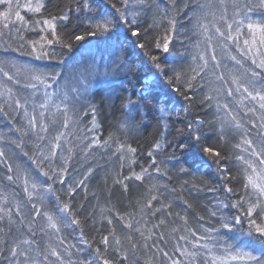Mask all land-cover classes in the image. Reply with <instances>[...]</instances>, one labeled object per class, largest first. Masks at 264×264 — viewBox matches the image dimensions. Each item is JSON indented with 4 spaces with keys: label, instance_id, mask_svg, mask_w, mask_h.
I'll list each match as a JSON object with an SVG mask.
<instances>
[{
    "label": "snow or ice",
    "instance_id": "1",
    "mask_svg": "<svg viewBox=\"0 0 264 264\" xmlns=\"http://www.w3.org/2000/svg\"><path fill=\"white\" fill-rule=\"evenodd\" d=\"M76 4L74 11L77 18H79L81 11L93 12L89 0H76ZM106 4L105 12H101L98 16L88 15L85 17L89 31L79 35L70 33L67 38L57 33V24L59 22L66 27L71 22L70 13L73 9L69 8L59 16L53 15L48 19L35 20L34 25H42L39 31L44 35H41L38 41H27L31 48L28 55H33L38 60L54 58L55 49L52 48L54 44L60 45L61 50L67 49L68 52H71L73 40L76 42L83 41L85 36H100L108 39L115 33L119 42L112 45L113 54L127 44L150 62V68L145 78L139 84H133V91L126 97H121L125 119L119 123L120 129L127 132L132 128L139 127L136 121L138 119L143 120L147 116L144 109L147 107L152 110L149 98L154 91L153 86L165 83L172 93L184 101H192L199 90L204 89L200 103L206 108H214L216 113L223 112L222 116L217 115V120L220 122L221 139H224L225 128L242 129L245 136H248L250 131L238 119V112H234L228 103L221 104L218 102V98L222 95L232 98L237 108L244 110L245 116L249 113L255 116L259 110V124L257 125L256 120H249L247 123L252 129L259 127L261 132L258 135H264V0H230V4L229 0H116V2L106 0ZM229 6L232 8L231 18L228 15ZM25 10L29 13L39 14L45 10V2L44 0H35V2L25 0L22 4L21 0H0V38L6 34L10 35L13 31L18 34L24 30L35 31V27L32 26L33 22L26 20L25 16L21 14ZM149 13H152L151 22H146L144 18L148 17ZM218 13L219 15H217ZM181 14L184 19L196 22L195 27L202 37V40H197L195 43L197 51L191 55V62L187 70L171 66L168 64L167 58L161 61L159 54H153V50L162 53L170 52V45L176 33L177 17ZM209 18L211 19L209 20ZM163 20L167 21L169 27L165 28L163 32H157ZM220 22H223V28H221ZM49 35L52 37L51 39L48 38ZM20 39L23 40L22 35ZM214 40L218 42L221 52L227 59L237 66L229 70L231 73L229 79H226L225 73L220 71L222 60L217 58ZM201 44L204 45V48H201ZM233 49L240 58L233 54ZM4 50H8L6 43ZM117 61L118 65L114 69L117 74L131 75L134 71L139 70V65L130 64L119 56H117ZM59 62L63 64L64 60L61 59ZM210 62L212 67H209ZM246 63L248 67H244ZM5 65L16 68L15 63L11 61H0V78H2L0 79V116L5 118L9 116V112L5 111L7 108L15 114L22 112L24 121L22 127L9 128L10 132L14 131L19 134L16 139H11L10 143L22 149L23 138L32 137L34 151L29 159L35 165L38 174L47 177L51 183L46 181L45 184L38 185L35 182H30L27 173H21L14 177L12 165H6L8 174L4 179L10 184H15L16 180L23 181V191L27 196L28 204L24 205L17 200L15 198L17 193L15 192L11 193L13 199L10 201L9 193L0 187V264H53L50 259L52 257L55 258V264H139L135 255L138 245L133 242L130 234L132 231L143 238V248L147 251L149 249L148 241L153 240L154 237L160 240L164 239V233L158 230L162 226H166L165 217L175 215L184 224H187V216H181L179 212L168 211L173 205L171 202L165 203L162 199L164 193L176 192L177 189L169 190L167 186H164L163 192H161L160 187L149 184L143 198L144 202L140 204V201H137L140 204L139 220L134 221L135 213L130 212L126 216L116 213L122 228L129 233L124 239L131 246V258L128 250L124 248L121 238L116 235L115 227L112 226V217L106 216L104 219L111 227L108 235H103L100 240L104 251L102 252L100 247H96L94 251H88L83 259L73 261L71 250L75 249L78 254H83L85 249L77 247L76 244H68L67 247L63 248L64 255L69 257L68 260H65L64 255L58 250V247L65 243V238L60 235L62 229L78 230L80 232L78 242L87 245L88 249L92 247L83 237V229L80 227L81 221L76 218L71 204L61 203L58 197L56 198L55 212L52 213L42 210L41 206L32 201L39 199L42 204L44 197L37 196L38 191L49 193L54 191L53 185L55 183L65 185V177L69 172L74 152L71 144L67 142L66 130L78 122L76 104L81 103V91L73 87L71 96L67 91H62L59 103H54L53 97L57 93L55 91L50 92L49 89L52 88L53 84L58 85L60 73L56 72L50 75L37 68H32L29 74L30 82L24 84L23 87L31 90L33 98L42 92V99L39 103H36L35 99L30 103L28 98H24L22 103L21 98L15 94L13 88L6 86L3 82L4 80L12 81L16 85H20V80L16 78V75L5 70ZM223 66L227 67V65ZM93 67H95L94 60ZM229 82L232 86H227ZM214 84L217 86L213 87ZM81 85L87 91V85L83 84L82 81ZM245 101L249 103L246 104ZM161 104H164L163 100L156 101L155 111L160 113L163 131L159 139L153 143L152 149L147 152V156L150 158V164L147 167L141 166L139 172L133 170L132 165L136 163L137 149L130 144L120 142L116 138L115 152L120 154L119 159L121 161L130 157V171L128 175H123L122 172L117 173L114 177V183L120 184L127 192L129 187L127 181L140 182L143 185L146 178L152 180L153 173L160 174L161 167L165 163L158 161L154 153H163L167 149H172V158H175L177 151L202 153L201 159L205 166L216 165L217 174L224 185L226 194H228L227 200L217 198L215 205L217 210L209 209V215L210 217H217L218 212H220L218 217L220 228L227 230V233H234L232 243L224 242L227 243V246L223 248L225 254L223 256L212 255L211 264H264V140L260 142L259 151L253 145L252 139L242 140V143L248 146L244 151L248 152L251 149L250 157L257 158L261 167L257 170L252 159H245L243 155L237 157L244 166V194L237 199H232L236 193L233 192V188L226 184V180L230 178V173L226 166H221V161L224 159L221 151L215 147L204 146L202 137L198 132V129L203 127L204 120L197 118L195 122L189 121L184 129L178 130L180 135L187 132L183 141L178 143L168 141L165 134L173 109L169 108L166 111L165 107H160ZM29 107H31V111H29ZM189 108L190 105L183 109L185 114L189 112ZM57 114L61 118L59 126L64 131H59L49 140L47 133L50 127L57 125ZM89 114H91L92 129H99L100 123L97 119L101 114L99 106L86 102V109L82 115ZM176 115L178 116L179 113ZM12 123H16L14 118ZM113 139V135L110 134L106 140L101 142L98 136H94L87 148L91 149L93 145L107 147ZM3 140L5 137L0 135V141ZM62 141H64L63 144ZM23 154L28 156L27 152ZM5 158V150L0 147V162H3ZM57 159L60 161L59 164H57ZM122 168L123 164H121ZM91 171V168L88 169L83 179L75 181V187L72 184L66 185L70 198L74 196L76 188L84 186L86 191L84 182ZM187 171L184 167L179 169L180 173H187ZM163 174L167 175L166 172ZM189 175L193 181L197 179L194 174L189 173ZM32 180L34 181L35 178L33 177ZM188 184L189 181L185 180L182 187ZM189 190L200 191L202 189L197 184L192 183ZM208 191H215V189L209 188ZM154 202L159 207H153ZM183 203L186 210L192 208L188 201L185 200ZM25 207L32 214L31 220H28L27 214L22 211ZM227 208L236 210L231 219L222 213V209ZM157 213H161L162 218L159 219L158 223H152L151 228H149L145 217H154ZM41 217L45 224L40 227V232L51 231L55 233L58 241L57 247H52L49 244L42 249L36 241V220ZM200 219L203 220L204 217H200ZM172 231L176 232L179 229L173 228ZM204 231L208 235L198 237L196 241L192 242L193 251H188L187 248L181 250L177 244L176 251L184 257V264H197L196 258L203 254L202 250L211 253L217 244L221 243L217 239L219 229L205 228ZM213 233L217 235H213ZM110 236L115 245L113 248L117 256L115 261L106 257L111 247ZM179 239L188 240L186 236H180ZM201 240L205 242L201 244ZM209 242H211V247ZM151 247L160 252L170 264H182L180 259H174L173 255L157 248L155 244H152ZM145 264H152V259L145 261Z\"/></svg>",
    "mask_w": 264,
    "mask_h": 264
},
{
    "label": "trees",
    "instance_id": "2",
    "mask_svg": "<svg viewBox=\"0 0 264 264\" xmlns=\"http://www.w3.org/2000/svg\"><path fill=\"white\" fill-rule=\"evenodd\" d=\"M45 10L39 14H25V19L33 22L35 31L24 30L21 33L13 31L10 35L6 34L3 38H0V61H9L4 58L1 54H10L12 62L15 63L16 68H12L11 71L9 66H5V70H9L10 73L16 75L20 81L24 84L29 83L30 69L37 68L46 74L60 73V78L55 86V92L57 95L53 97L54 103H59L62 92L60 86L71 96V89L73 87L80 89L81 103L76 104L78 111V122L75 125L69 127L66 130L67 142L71 144L74 149L69 172L65 177V185L55 183L53 185L54 191L44 193L38 191L37 196H43V202L39 199H34L32 202L37 203L38 206L42 207V210L50 213L55 212L57 205V197L61 203H70L72 210L74 211L76 218L81 221L80 227L83 229V237L91 244V249H88L87 245L79 243L80 232L73 231L71 228L62 229L61 236L65 238V243L58 247V250L64 255L63 248L67 247L68 244H76L77 247L85 249L83 254H78L75 249H72L71 259L78 261L83 259L87 255L88 251H94L96 247H100L101 251H104L103 245L100 244L101 237L108 235L110 227L107 224V220L104 219L106 216H111L113 219V225L115 227L116 235L121 238L124 248L128 250L129 257H132V251L130 244L124 239L127 233L123 228L121 222H119L116 213L120 215H127L128 213H135L134 221L140 219V204L144 202L143 198L146 193V188L149 184L160 187L163 192L164 186L170 189H177L176 192L164 193L162 199L165 203L171 202L173 207L168 209L173 213L179 212L181 216H187V224H184L178 217L173 215L172 217H165L166 226H162L158 231L164 233V239L160 240L156 237L153 240L148 241L149 249L147 251L143 248V238L132 231L130 234L138 247L135 250V255L138 258L139 264H145V261L152 259V264H170V262L163 257L160 252L152 248L151 245L155 244L157 248L163 249L173 255L174 259H180L184 264V257L180 256L179 252L176 251L177 244L181 250L187 248L188 251H193V243L198 237L208 235L205 233V228H216L219 229V235L217 239L221 241L220 244L214 248L217 251H221L222 244L232 243V237L234 233H227V230L221 229L219 224V215L217 217H210L209 209L216 211L215 205L217 204V198L220 200H227L228 194L224 190L218 174L216 165L207 167L203 164L200 152L182 153L177 151L175 158L173 157L172 149H167L163 153H154L158 161H164L165 163L161 167V173H153V179H145L143 185L140 182L127 181L129 187L127 192L124 191L120 184L114 183V177L117 173L123 175L129 174V163L130 157L121 161L119 159L120 154L115 152L116 149V138L120 142L130 144L133 148L137 149L135 154L136 163L132 165V169L139 172L141 166L147 167L150 164V158L147 156V152L152 149L153 143L159 139L161 132L163 131L162 123L160 120V113L155 111L156 101L163 100L164 104L160 107H165L167 111L169 108L173 109L172 115L168 120V130L166 139L168 141L181 142L186 136L187 132L180 135L178 130L184 129L186 123L189 121L195 122L197 118L204 120L203 127L198 129L199 134L202 137L204 146L215 147L221 151V155L224 159L221 161V166H226L230 173V178L226 180L228 187L233 188V192L236 193L232 199H237L240 195L244 194V173L242 162L237 159L238 156L243 155L245 159H252L255 163L257 170L260 169L259 160L257 158L250 157L251 149L245 152L244 149L248 146L242 143L243 139L250 138L253 141V145L256 146L259 151V145L261 140H264V135H258L261 130L259 127L252 129L247 123L249 120H256L257 125L259 124L258 116L260 115L257 110V114L253 116L249 113L247 116L244 115L243 109H238L232 98L222 95L218 98V102L228 103L229 107L238 112V119L245 127L249 128L248 136H245L242 129L225 128L223 133L224 139H221L219 132V121L217 115H223V112L216 113L214 108H206L200 103V98L204 93V89H200L199 93L193 97L192 101H184L177 97L169 89V86L165 83L154 85V91L152 96L149 98V104L152 105V110L145 108L144 111L147 116L143 120H137L136 123L139 127L132 128L127 132L119 128V123L125 119V112L122 109L123 100L121 97H126L130 92L133 91V84H139L144 78L150 68V62L146 57L140 55L136 50L132 49L130 45L125 44L122 49L118 50L113 54L112 45L118 43L117 34H112L110 38L105 39L104 37H91L85 36L83 41L76 42L73 40V49L68 52L67 49L61 50L60 45L54 44L52 46L55 49L54 58L50 59H36L33 55H28L31 52V48L27 41H38L40 36L44 35L39 31L42 25H34L35 20H43L51 18V16H59L62 12L67 11L69 8L73 9L70 13V23L65 27L62 23L57 24V33L67 38L70 33L76 35L84 34L90 29L87 26L85 17L88 15L98 16L101 12H105L107 8L106 0H89L91 7L93 8L92 13H85L81 11L79 18L74 11L77 6L76 0H44ZM116 2V0H113ZM230 4V1H229ZM119 7V4H117ZM25 12V11H24ZM23 12V13H24ZM232 14V8L229 6L228 15L229 18ZM152 13L148 14V17L144 18L146 22H151ZM219 15V13L217 14ZM211 18H209L210 20ZM208 22V21H203ZM195 21H188L183 18V15L177 17L176 33L173 38L172 44L170 45L169 53L156 52L153 50V54H159L161 61L167 58L169 65L174 66L178 69L187 70L190 62L191 55L197 51L195 43L197 40H202V37L198 34V29L195 27ZM222 23V22H220ZM211 26V25H210ZM168 23L163 20L160 24L157 32H163L165 28H168ZM23 36V40L20 36ZM49 39L52 37L49 35ZM5 43L7 44L8 50L5 51ZM23 45V47H21ZM201 48L204 45L201 44ZM206 50V49H205ZM217 54L220 53L219 58L222 60V67L220 71L225 73V78L229 79V70L234 69V62L227 59V57L221 52L220 48L216 47ZM238 57V53H235ZM51 55V53H50ZM117 56L130 64L139 65V70L134 71L131 75L125 73L117 74L114 69L118 65ZM15 57V58H13ZM13 59H15L13 61ZM63 59L64 63L61 64L59 61ZM93 60L95 61V67H93ZM18 63V64H16ZM223 65H227L225 68ZM209 67H212L211 62ZM244 67H248L246 64ZM228 71V72H227ZM96 76L90 79L91 82L86 81L87 75L92 76L93 73ZM2 79V78H1ZM86 81L88 83L87 91L83 90L81 83ZM92 81H94L92 83ZM69 82V83H68ZM66 83V84H65ZM93 85H92V84ZM91 85V86H90ZM217 85H213L215 87ZM232 86L229 82V85ZM127 90V91H126ZM24 93H16L21 98L23 103L24 98H28L29 101L32 97L31 90L25 89ZM235 95V93H234ZM238 98V97H237ZM86 102H91L94 105L99 106L100 115L98 121L100 123L99 129H92L91 125V114L82 115L86 109ZM31 103V101H30ZM248 104V101H245ZM189 112L185 114L183 109L189 107ZM30 110L31 107H29ZM9 112L7 118L0 116V135L5 137V140L0 141V147L5 150V159L0 162V187L7 193H9V200L13 199L11 193H17L16 199L22 204L27 205V196L23 191V181L16 180L15 184H10L4 179L8 174L7 164H11L13 168L14 177L21 174L27 173L30 178V182H35L38 185L45 184L47 177L42 174H38V170L35 169V165L29 159L33 155V138H23V148H17L15 145L10 143L11 139H16L19 134L14 131L10 132L9 128H15L17 126L22 127L24 124L23 117L21 114H15L9 109H5ZM176 113H179L177 116ZM13 118L15 124L12 123ZM57 125L49 128L47 133L48 139L51 140L59 131H64L59 126V114H57ZM39 119V117H38ZM112 134L114 139L110 142L107 147H99L93 145L91 149L87 148L90 140L94 136H98L103 142ZM64 141H62V144ZM239 145V147H237ZM27 152L28 156L23 153ZM115 153V154H114ZM60 161L57 159V164ZM121 164L123 168L121 169ZM181 167L186 168L187 173H180ZM92 169L91 174L88 175L84 186L76 188V192L73 197L68 196V184H72L75 187V181L83 179L87 174L88 169ZM152 171L151 169H149ZM166 172L167 175L163 173ZM190 174H194L197 178L195 181L192 180ZM35 178L33 181L32 178ZM189 181L188 185L182 187L183 182ZM192 183L197 184L202 190L190 191ZM209 188L215 189V191H208ZM31 191V188H30ZM188 201L192 205V208L186 210L184 201ZM140 201V204L137 203ZM153 207H159L154 202ZM103 210V211H102ZM111 210V211H110ZM27 214V219H32V214L27 207L22 209ZM224 216L229 219L236 213L235 209L227 208L222 209ZM200 217H204L203 220ZM162 218L161 213H157L156 216H147L145 219L148 221V227L151 228L152 223H158L159 219ZM45 224L44 219L37 218L36 220V237L39 236L37 241L43 249L47 245L52 247L58 246L56 234L48 231L46 233L40 232V227ZM173 228H178L179 231L173 232ZM195 233V235H193ZM213 235H217L213 233ZM180 236H186L187 241L180 240ZM110 245L106 257L111 260H116V253L113 251L115 247L112 237H109ZM227 243H224V242ZM205 241H200L204 243ZM210 247H211V242ZM202 255L196 258L197 264H211V256L207 251L202 250ZM55 264V258H50ZM64 259L68 260L69 257L64 255Z\"/></svg>",
    "mask_w": 264,
    "mask_h": 264
},
{
    "label": "rangeland",
    "instance_id": "3",
    "mask_svg": "<svg viewBox=\"0 0 264 264\" xmlns=\"http://www.w3.org/2000/svg\"><path fill=\"white\" fill-rule=\"evenodd\" d=\"M230 1V0H229ZM25 2V0H21V3L23 4ZM33 2H35V0H33ZM24 11H22L21 12V14L22 15H25L26 13L28 14L29 12H27L26 10H25V12L23 13ZM29 14H31V13H29ZM33 14V13H32ZM231 18V17H230ZM220 26H221V28H223V22L222 23H220ZM213 43L214 44H216V47H218V48H220L219 47V44H218V42L217 41H213ZM236 53V51H235V49H233V54L234 55H236L235 54ZM220 53L218 52V54H217V57L219 58V55ZM4 58H8L9 59V61H11L12 60V58H10V54H7V53H2L1 54ZM13 58H15V57H13ZM238 58H240V57H238ZM15 59H13V61H14ZM12 62V61H11ZM16 64H18V63H16ZM246 65L248 66V64L246 63ZM5 66H9L10 67V65H5ZM236 66V65H235ZM11 71L13 70L11 67L9 68ZM9 71V70H8ZM10 72V71H9ZM228 72V71H227ZM229 75H231V73H229ZM95 77L96 76V73L94 72L93 73V75L92 76H89V75H87V78H85L86 79V81H89V82H91L90 81V79L92 78V77ZM230 77V76H229ZM1 79V78H0ZM86 81H84L83 82V84H86L87 86H88V83L86 82ZM5 84H6V86H8V87H12L13 88V90H14V92H16L17 94L18 93H24L25 94V92H24V90L25 89H27V88H25V87H23V85H24V82L23 81H20V85H16L14 82H12V81H6V80H4L3 81ZM94 81H92V83H93ZM69 83V82H68ZM79 83H81V82H79ZM91 83V84H92ZM66 84V83H65ZM93 85V84H92ZM91 86V85H90ZM63 88L60 86V91L59 92H62L61 90H62ZM83 90H84V88H83ZM49 91L50 92H52V91H55V86L54 85H52V88L51 89H49ZM63 91H65V90H63ZM33 99H35V102L36 103H39L40 101H41V99H42V92L41 93H38L37 94V96L35 97V98H31L30 99V101H32ZM29 111H31L30 109H29ZM259 111V110H258ZM21 117H22V115H21ZM39 238V236L38 237H36V239H38ZM36 241H39V240H36ZM227 245L226 244H222V246L220 247L222 250L221 251H217L216 249H213V251L211 252V253H208L210 256H212V255H215V256H223L225 253H224V251H223V248L224 247H226Z\"/></svg>",
    "mask_w": 264,
    "mask_h": 264
}]
</instances>
